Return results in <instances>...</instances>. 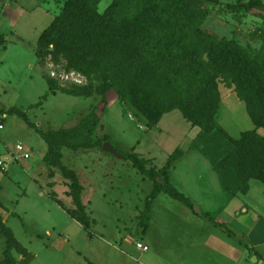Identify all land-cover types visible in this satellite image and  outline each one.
Wrapping results in <instances>:
<instances>
[{
    "label": "rangeland",
    "instance_id": "1",
    "mask_svg": "<svg viewBox=\"0 0 264 264\" xmlns=\"http://www.w3.org/2000/svg\"><path fill=\"white\" fill-rule=\"evenodd\" d=\"M96 1L102 14L113 0ZM66 2L0 0V116L5 115L0 158L7 156L5 147L12 149L16 143L30 155L17 163L7 159L0 168V217L26 251L11 249L6 256L5 238L0 235V264H23L27 255L32 256L27 264H264V244L254 243L255 233L249 236L237 228V224L251 226L259 218L264 224L262 184L249 182L246 201L252 210L244 213L243 198L238 199L240 204L236 196L228 199V189H237L233 176L223 178L224 171L213 166L208 154L231 167L232 160L222 159L216 146L207 152L206 143L194 145L199 128L192 127L179 110L150 121L127 96L105 90L100 77L79 73L53 54L43 33ZM188 3L204 11L200 28L208 36L264 51V0ZM218 92L216 123L235 139L252 130L229 78H218ZM11 108L24 112L44 138L8 114ZM61 129L73 131L72 138L90 148H68L55 134ZM257 133L264 137V129ZM104 142L118 153L136 154L148 169L158 173L165 169L171 185L190 206L161 193L145 212L148 225L142 230L139 219L153 182L129 161L103 152ZM48 148L53 150L49 164L44 159ZM175 151L180 157L167 167V158ZM62 168L78 176L81 201L92 221L88 230L66 212L74 205ZM195 206L200 214L216 216L226 231L198 216ZM258 235L264 236V227ZM137 243L145 250H138ZM256 256L263 261H252Z\"/></svg>",
    "mask_w": 264,
    "mask_h": 264
},
{
    "label": "trees",
    "instance_id": "2",
    "mask_svg": "<svg viewBox=\"0 0 264 264\" xmlns=\"http://www.w3.org/2000/svg\"><path fill=\"white\" fill-rule=\"evenodd\" d=\"M196 1L215 3L218 0ZM96 5V0H67L43 33V42L51 46L52 53L62 56L73 70L100 77L105 90L127 96L131 105L150 121L179 110L192 127L199 128L194 145L206 143L207 152L209 147H217L222 159L232 160L231 167L225 161H217L214 153L208 154L213 166L224 171L223 178L233 176L237 189H228V199L245 194L250 180L260 182L264 194V137L257 133L258 129H264V51L240 45L233 39L215 40L208 36L200 28L204 11L190 5L188 0H113L102 14ZM256 6L261 4L256 2ZM222 76L234 85L236 96L244 103L254 126L236 139L214 119L220 103L218 78ZM7 113L21 118L44 138V133L24 112L11 108ZM72 133L61 129L55 134L64 138V144L70 149L90 148L86 143L75 141ZM119 154L153 182L139 219L142 230L148 225L145 212L159 194L165 193L190 206L188 199L171 185L165 169L158 173L146 168V161L134 153ZM180 154L173 152L167 158V167ZM48 157H53L51 148L44 158L49 164ZM61 171L69 181V196L74 205V210L66 212L88 230L92 221L81 201L83 188L78 176L64 168ZM198 216L224 229L213 214ZM0 235L5 238L6 256L11 249L26 254L1 217Z\"/></svg>",
    "mask_w": 264,
    "mask_h": 264
},
{
    "label": "crops",
    "instance_id": "3",
    "mask_svg": "<svg viewBox=\"0 0 264 264\" xmlns=\"http://www.w3.org/2000/svg\"><path fill=\"white\" fill-rule=\"evenodd\" d=\"M253 128H254V126H253ZM258 131V130H257ZM259 134V133H258ZM250 181H255V180H250ZM249 181V182H250ZM248 182V190H247V192L245 193V194H237L236 195V197H235V199H236V202H238L239 203V201H238V199H240V197L241 198H243V204L241 205L240 203V209L242 210V211H244V213H247L248 212V210L250 209V210H252L250 207H249V205H248V202L246 201V197H247V194H248V192H249V189H250V183ZM263 187V186H262ZM262 192H263V188H262ZM245 200V201H244ZM241 210H239V211H241ZM231 220V222L233 223V222H235V220L234 219H230ZM262 219H257V221L255 222V223H253V224H251V226L250 225H241V224H237V228L239 229V233H245V234H249V236H250V234L251 233H255V235H256V237H258V240H256L254 243H256L257 245H259V244H264V236H261L260 235V237H259V235H258V231H259V228L261 229V230H263V227H264V224H262ZM254 224H256V226L254 225ZM255 254H254V251H253V254H252V256H254ZM251 256V257H252ZM260 256V255H259ZM256 258L259 260V259H263V258H259L258 256H256ZM263 261V260H262ZM260 263H261V261H260Z\"/></svg>",
    "mask_w": 264,
    "mask_h": 264
},
{
    "label": "built area",
    "instance_id": "4",
    "mask_svg": "<svg viewBox=\"0 0 264 264\" xmlns=\"http://www.w3.org/2000/svg\"><path fill=\"white\" fill-rule=\"evenodd\" d=\"M5 118V115L0 116V133L3 130V120ZM5 153L7 151V156L3 155V159L0 158V168L4 169L5 164L7 162V159L12 161V163H17L23 160L29 159L30 155L27 151L24 150V147L16 143L12 149H9L8 147H5ZM136 248L138 250H145V246L141 243H137Z\"/></svg>",
    "mask_w": 264,
    "mask_h": 264
},
{
    "label": "water",
    "instance_id": "5",
    "mask_svg": "<svg viewBox=\"0 0 264 264\" xmlns=\"http://www.w3.org/2000/svg\"><path fill=\"white\" fill-rule=\"evenodd\" d=\"M102 151L106 153H110L111 155H114L116 158H121V155L117 152V150L108 142H104L102 144ZM157 182H160V179H156ZM193 211L196 214H200V210L198 207H193ZM32 256L27 255V257L23 260V264H27L31 260ZM252 261L256 262V257L252 258Z\"/></svg>",
    "mask_w": 264,
    "mask_h": 264
}]
</instances>
